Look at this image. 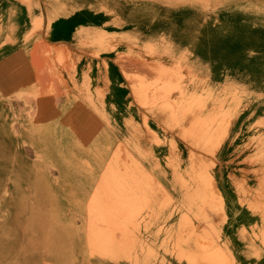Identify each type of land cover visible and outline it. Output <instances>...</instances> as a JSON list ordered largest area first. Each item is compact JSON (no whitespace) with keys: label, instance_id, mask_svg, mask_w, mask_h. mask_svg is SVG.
<instances>
[{"label":"rangeland","instance_id":"rangeland-1","mask_svg":"<svg viewBox=\"0 0 264 264\" xmlns=\"http://www.w3.org/2000/svg\"><path fill=\"white\" fill-rule=\"evenodd\" d=\"M0 44V264H264V0H0Z\"/></svg>","mask_w":264,"mask_h":264},{"label":"crops","instance_id":"crops-1","mask_svg":"<svg viewBox=\"0 0 264 264\" xmlns=\"http://www.w3.org/2000/svg\"><path fill=\"white\" fill-rule=\"evenodd\" d=\"M18 34V33H17ZM0 47H1V44H0ZM20 49H24L25 50V53H26V55H27V57H28V59H29V61L31 62V64H32V66H33V69H34V64H33V60H32V58H31V56L29 55V53H28V51H27V49L26 48H18V49H16V50H14L13 52H15V51H17V50H20ZM12 53V52H11ZM34 72H35V69H34ZM73 105H76L75 103H73V104H71V107H69V108H72V106ZM61 116V115H60ZM200 179V178H199ZM220 187V186H219ZM220 189H221V191H222V193H223V196H224V206H223V208H222V215L224 216V220L225 221H227V218H228V212L226 211V206H227V202H226V198H225V195H224V192H223V190H222V188L220 187ZM199 192H197L196 194V196L195 195H193L192 196V198H194V199H196V200H199L200 202H201V194H203L202 193V189L200 188L199 190H198ZM201 204H202V202H201ZM203 205V204H202ZM223 240V239H222ZM224 241V240H223ZM225 242V241H224ZM226 243V245H227V247L228 248H230V246L228 245L229 243H227V242H225ZM233 253V252H232ZM236 257H237V254H235V253H233ZM238 258V257H237Z\"/></svg>","mask_w":264,"mask_h":264},{"label":"bare ground","instance_id":"bare-ground-1","mask_svg":"<svg viewBox=\"0 0 264 264\" xmlns=\"http://www.w3.org/2000/svg\"><path fill=\"white\" fill-rule=\"evenodd\" d=\"M35 93V92H34ZM39 96V95H38ZM37 99V98H36ZM39 100V99H38ZM77 105V104H76ZM75 105V106H76ZM78 106V105H77ZM76 112V111H75ZM73 114V113H72ZM79 115V114H78ZM71 119V118H70ZM73 119V118H72ZM72 121V120H71ZM71 121H69L71 123ZM203 123V122H202ZM68 126V125H67ZM71 127V126H70ZM68 132V131H67ZM67 135V134H66ZM107 168V167H106ZM112 174V173H111ZM218 185V184H217ZM220 192V191H219ZM101 194H103V196H101V200L99 199H96L95 202L93 203L94 205H97L100 206V207H105L107 208L106 205H108V202H106L105 200H103V198L105 197H109L111 196V193H112V190L111 188L108 186V184H103V187H102V191L100 192ZM139 196V195H138ZM113 212L114 211H118V208H117V204L113 205L111 208H110ZM92 221V220H91ZM94 221V220H93ZM209 235V234H208ZM204 245V244H203ZM225 250V249H224Z\"/></svg>","mask_w":264,"mask_h":264}]
</instances>
